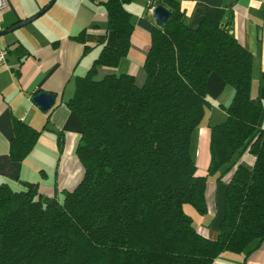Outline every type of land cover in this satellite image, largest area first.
<instances>
[{
  "label": "trees",
  "instance_id": "obj_1",
  "mask_svg": "<svg viewBox=\"0 0 264 264\" xmlns=\"http://www.w3.org/2000/svg\"><path fill=\"white\" fill-rule=\"evenodd\" d=\"M132 1L103 3L115 45H104L76 77L67 101L82 127L75 150L81 181L50 203L39 182L23 180L20 190L0 184V264H213L225 251L246 252L264 241V127L262 107L251 96L253 53L226 23L205 18L193 28L181 0H157L171 14L152 29L145 83L129 73L97 78L100 67L116 68L129 53ZM74 38L84 43L85 30ZM90 49L85 45L84 54ZM213 72L233 91L220 105L226 119L210 126L209 166L199 174L192 136L211 107ZM41 131L14 120L12 161L31 153ZM57 142L62 149L60 133ZM246 151L255 159L251 167L240 162ZM218 172L217 184L231 174L219 234L211 239L184 206L207 214L208 178Z\"/></svg>",
  "mask_w": 264,
  "mask_h": 264
},
{
  "label": "crops",
  "instance_id": "obj_2",
  "mask_svg": "<svg viewBox=\"0 0 264 264\" xmlns=\"http://www.w3.org/2000/svg\"><path fill=\"white\" fill-rule=\"evenodd\" d=\"M8 1L9 9L0 17L2 30L33 16L50 0ZM105 1L56 0L40 17L0 36V47L6 51L5 61L0 62V184L8 183L20 190L25 188L23 180L39 182L43 201L50 203L54 199L62 201L64 191L74 189L81 181L84 169L75 150L82 127L67 101L75 92L76 77L87 73L104 45H115L114 33L107 28ZM147 1L134 0L126 4L135 25L129 53L116 68L100 67L97 78L109 73H129L134 75L138 85L145 83L144 59L150 48L152 29L157 25L152 13L146 12ZM181 5L190 27H198L205 18L226 23L229 32L253 53L251 96L262 107L260 126L264 127V0H181ZM82 30H85L84 43L74 38ZM19 45L23 47L21 51L17 50ZM85 45L91 47L87 54H84ZM37 89L55 95L49 110H42L32 101ZM208 90L212 100L207 110L210 120L214 118V124H218L227 116L220 105L230 100L233 89L213 72ZM15 119L42 130L33 150L21 163L12 161L9 154ZM214 124L197 127L201 133L199 161L206 168L210 161L209 128ZM59 133L63 135L62 149L57 142ZM254 160L247 151L240 157V162L249 167ZM230 174L219 182L224 196ZM219 175L220 172L214 176L217 179ZM219 183L208 182L207 214H199L190 204L184 206L196 221L199 232L211 239L217 238L224 215L210 213L213 203L215 209L218 205ZM256 244L257 241L253 242L242 253L225 251L213 264H244L245 259L246 264H264V241Z\"/></svg>",
  "mask_w": 264,
  "mask_h": 264
},
{
  "label": "water",
  "instance_id": "obj_3",
  "mask_svg": "<svg viewBox=\"0 0 264 264\" xmlns=\"http://www.w3.org/2000/svg\"><path fill=\"white\" fill-rule=\"evenodd\" d=\"M56 0H50L45 7H43L40 11H38L36 14H34L31 17H27L25 19H22L21 21L11 25L10 27H7L6 29L0 30V36H3L5 34H8L12 32L15 29H18L22 26H25L35 20L36 18L40 17L42 14H44L53 4L55 3ZM155 22L158 26L163 27L168 18L170 17L171 11L164 5L161 4H156L152 8L151 11ZM55 95L53 93H48V92H39L36 93L32 97V101L39 106L42 110H49L54 102H55Z\"/></svg>",
  "mask_w": 264,
  "mask_h": 264
},
{
  "label": "rangeland",
  "instance_id": "obj_4",
  "mask_svg": "<svg viewBox=\"0 0 264 264\" xmlns=\"http://www.w3.org/2000/svg\"><path fill=\"white\" fill-rule=\"evenodd\" d=\"M134 1V0H133ZM211 95L209 96V99H211ZM213 102L217 103L216 99H213ZM219 111H222L221 108H217ZM209 124H214V118L212 120H210V114H209V110H207V113L205 115V117L203 118V120L200 123V127H204V126H208ZM215 125V124H214ZM212 126V125H211ZM210 129V128H209ZM201 133H199V129L197 128L192 136V145H191V153L192 156L198 166V173L199 174H205L208 170V167H203V165L200 163L199 161V156H200V152H201ZM209 166V164H208ZM206 168V169H205ZM216 175V174H215ZM211 175L208 178V182H212L214 183V185H216V177ZM217 201H218V205L217 208L215 209V205L213 203L210 213H216V211L218 210L217 213H224V209H225V197L223 195V189H222V183H219V191H218V196H217ZM215 211V212H214ZM209 217V216H208ZM196 221L194 220V225L196 226Z\"/></svg>",
  "mask_w": 264,
  "mask_h": 264
},
{
  "label": "built area",
  "instance_id": "obj_5",
  "mask_svg": "<svg viewBox=\"0 0 264 264\" xmlns=\"http://www.w3.org/2000/svg\"><path fill=\"white\" fill-rule=\"evenodd\" d=\"M155 1L157 0H149V4L151 3V7L149 8V11H152V8L154 7V5H156ZM9 9V1L8 0H0V17ZM2 25H1V21H0V30H2ZM5 55H6V51L0 47V62H4L5 61Z\"/></svg>",
  "mask_w": 264,
  "mask_h": 264
}]
</instances>
